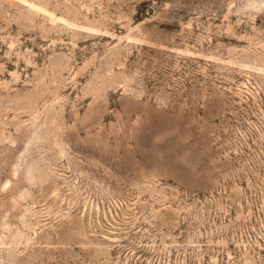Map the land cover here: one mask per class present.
I'll list each match as a JSON object with an SVG mask.
<instances>
[{
	"label": "rangeland",
	"instance_id": "374dc122",
	"mask_svg": "<svg viewBox=\"0 0 264 264\" xmlns=\"http://www.w3.org/2000/svg\"><path fill=\"white\" fill-rule=\"evenodd\" d=\"M0 264H264V0H0Z\"/></svg>",
	"mask_w": 264,
	"mask_h": 264
}]
</instances>
